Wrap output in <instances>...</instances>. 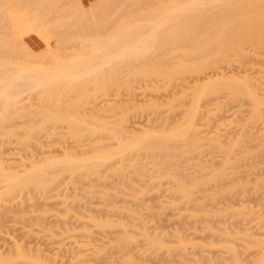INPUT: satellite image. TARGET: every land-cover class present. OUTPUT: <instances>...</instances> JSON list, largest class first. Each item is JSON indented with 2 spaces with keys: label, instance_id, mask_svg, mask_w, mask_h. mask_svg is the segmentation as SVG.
Segmentation results:
<instances>
[{
  "label": "rangeland",
  "instance_id": "obj_1",
  "mask_svg": "<svg viewBox=\"0 0 264 264\" xmlns=\"http://www.w3.org/2000/svg\"><path fill=\"white\" fill-rule=\"evenodd\" d=\"M81 1L86 8L88 0ZM167 1L146 0L141 4L144 9L133 7L134 0H123L114 4L110 14L122 17V22L136 16L139 20H133L142 21V11ZM261 2L264 0L257 3ZM54 12L55 23L52 17L53 21L47 20L55 25L59 22L57 26L61 27L60 22L67 21L69 15L63 13L65 10ZM108 18L114 19L106 24L108 28L105 25V32L114 31L109 24L117 25V17ZM127 22L123 25L129 26ZM65 31L72 35L78 30L69 26ZM49 32L53 46L57 31ZM21 39L32 54H38L36 59L47 62L42 57L45 46L36 33H23ZM12 44L8 41L4 47L12 51ZM72 45H62V59L74 52L76 45ZM186 48L148 51L144 60L120 72L124 76L117 79V87L111 88L108 95L94 92L91 86L86 90L83 87L81 95L64 94L66 100H61L69 102L71 108L80 105L77 114L68 107L69 116L95 123L79 125V134L76 132L74 137L62 124L55 129L45 128L38 141L21 144L17 139L24 133L23 123L37 125L40 120L26 114L13 119V135L0 139V154H7L6 166H13L12 173L46 167L51 159L69 156L83 161L98 151L115 152L121 131L127 135L121 134V140L161 133H173L175 137L166 155H158V151L155 158L142 151L138 155L131 151L116 154L108 162L110 167L106 162L107 167L100 166L97 172L66 173L50 182L44 192L29 189L23 197L16 195L10 204L0 201V264H264V106L257 116L252 114V101L245 95H230L222 87L205 96L202 89L217 80L219 87L220 82L235 80L245 89L248 76L250 83L258 84L263 98L264 45L259 49L247 46L246 55H232L201 74L182 72L165 80L157 76L125 77L150 64L168 71L180 58L188 65L204 60L181 56L180 51ZM89 91L99 96L88 103L85 99ZM199 93L201 97H196ZM22 102L31 110L40 104L25 95ZM188 117L193 122L192 132L185 127ZM156 157L165 159L157 172L152 164ZM47 172L50 177L53 169ZM178 186L188 192L186 197L178 192ZM24 255H33L29 257L32 261Z\"/></svg>",
  "mask_w": 264,
  "mask_h": 264
},
{
  "label": "bare ground",
  "instance_id": "obj_2",
  "mask_svg": "<svg viewBox=\"0 0 264 264\" xmlns=\"http://www.w3.org/2000/svg\"><path fill=\"white\" fill-rule=\"evenodd\" d=\"M181 1L179 2L182 4H179V2L177 3L176 0L167 1L166 4L158 2V5L156 4L155 7L152 6V8H149L146 12L142 11L139 15L142 21H135L139 20L137 19L138 17L132 16L133 19H136L133 20L130 18L128 22H122V17L116 16L115 13L110 14V12L113 10L115 3L121 4L123 0H88V6L86 8H83L81 0H0V48L2 49H0V139L1 137L2 139L11 137V134L13 135V130L10 131V129L13 125V119L25 114L26 116L32 115L38 117L40 123H35L37 125L23 123L24 133L21 137L19 136V140L17 139L18 143L27 144L31 140L38 141L37 139L41 138L40 135L44 134L46 129H49L47 127L55 129L62 124L69 128L68 131L70 130L69 132L74 137V135L78 133L77 128H79V125L85 124L91 126L94 121L92 123H89V121H80L79 119L77 121L75 119L77 116H73L74 118L69 116L70 114H68L67 108H71V104H69V102L66 103L67 101H63L66 100V96L62 98L63 95L70 93H79L77 95H81V92L83 93L84 90L83 87H85L86 90L89 86L94 88V92L97 93L98 91L100 95H108L111 88L116 86L117 79L124 76L120 74V72L129 69L133 63L144 60V55L150 50L158 51V49L166 48L167 50L175 46H187L186 49L180 51L181 56L190 57L194 55V57L204 58V60L200 63L198 62L197 65H188L183 63L184 59L180 58V60L176 62V66L173 65L170 67L173 69L168 71L159 68L155 69L154 66L150 64L143 66L139 73L126 75V79L127 77L135 79L157 76L156 78H164L165 80V78L169 79L170 76L172 77V75H178L179 73L182 74V72L199 73L200 71L201 74L202 70L207 67H215L214 65L218 66V63L226 62L232 55L239 57L243 54L246 55L244 49L247 46L257 49L264 45V2L258 4L261 0H253L254 2L252 1V3L250 0ZM144 2L142 0H134L132 6L136 8L143 7L141 4ZM57 6H61L59 8L60 10L66 11L63 13L68 14L69 17L68 15L67 17L71 19V21L73 20V23L68 18L69 21L65 19L60 22V25H62L61 27H58V21V26L57 24L50 23L53 21L51 19L52 15L53 17L55 16V14H53L54 10L55 12L59 10L56 8ZM131 8H129L130 11L132 10ZM108 15L117 17L116 26L109 24V28L114 29V31L111 32H105L104 30L106 28L105 25L109 23L110 20L114 19H109ZM133 15L135 14L133 13ZM47 19H51L52 21H48ZM53 19V23H55V18ZM47 22L48 24H46ZM126 22L129 26L123 25V23ZM69 26L77 28L78 31L72 35L66 34L68 32L65 31V28L67 29ZM52 30L57 31L56 33L54 32L55 45L53 46L47 36V33L49 31L52 32ZM73 31L76 30L74 29ZM27 32H34L42 39L43 42H41L45 46L42 57L47 62L39 61L41 58L39 60L36 59V54H32L27 46L24 45L21 34ZM25 36L27 35L25 34ZM8 41H12L15 45L12 50L13 54H9L12 53V51L4 47V44ZM69 43L76 45V47L72 45L74 47V52L62 59L63 56L61 57L60 55V49L62 45ZM23 51L24 53H22ZM36 56H38V54ZM12 58H16V61L12 60ZM248 78V76L245 77V81L248 84L245 89L243 88L245 85L241 87L242 85L239 82V84L237 82L236 84L234 82L235 80H230L229 82L224 81L225 83L220 82L219 85H221V87L218 86L220 80H217L218 83H216V81L211 82L213 85L209 84L207 87H202L203 90L205 88L203 95L208 92L210 96V94L221 90L222 87L230 95L237 97L238 95H245L252 101V114L255 113L258 116L257 113H259V108L264 106V96L260 98L262 96L258 93V91H260L258 84L250 83L252 80ZM210 88L211 91L209 90ZM89 93H87L86 99L84 98L88 100V103L89 99L93 102L95 97L97 95L99 96V94L96 95V93L93 92H91L90 95ZM24 95L34 97V99L36 98L40 103L38 105L39 107L37 106L36 109L33 110L29 108L30 106L25 107L26 105L24 106L22 102ZM83 95H86L85 92ZM199 95L200 93L198 96L196 95V97H201L202 94ZM196 97L195 100L198 99ZM78 105L74 104L72 106L71 110L74 109V113L78 111ZM80 109L82 110V108ZM189 117L191 118V113ZM189 117L187 118L189 123L187 120L185 122V127H187L188 131L190 128L193 129V122L191 121V123L189 121ZM41 132L43 133L41 134ZM121 134L125 133L121 131L120 135ZM166 134L167 133H161V135L154 134L155 136H152V134L151 136H148L150 134L146 136L145 134L143 135L145 138L140 137V139L139 137H135V139H133V136H130L132 138L131 140H129L130 138H127L128 140H126V138L121 140L122 137L118 133L117 135L119 137L117 136L118 138H116L118 140V146H116L115 152H113L114 150L111 152L106 150L98 151V154H93L90 156L91 158L89 157L87 160L83 161L69 159V156L68 159L63 157L60 159H51L46 167L37 166V168L35 166V168L31 167V169L24 170L21 173L19 171L16 173L11 172V167L13 166H9L10 168L6 166V162H8L9 159L5 158L7 154L2 152L3 154H0V201L4 202V204H10L17 196L19 197L28 193L29 189L44 192L50 182L66 173L72 176L78 172L80 173V171L84 172L90 170L97 172L100 166H106V162L107 166L110 167L109 160L116 154H118V156L125 155L127 151H131L137 152L136 155H138V153L142 151L143 154L152 156L153 158L158 155H166L175 137L173 133ZM39 143H41V141L37 144ZM42 147L45 148V146ZM156 151H158V155ZM186 151L187 150H185V152ZM161 152L163 154H161ZM162 160L156 157L153 163L152 159L151 162L155 164L154 170L156 172L159 171L165 163V159ZM13 161H15V159H13ZM49 169H53V173L50 174L52 176L50 177L47 172ZM177 190L182 196L186 197L188 194L182 186H178ZM127 241L128 240L125 242ZM127 243L131 244L132 241L131 243ZM19 249L20 248H18V250ZM30 256L31 255H29V257ZM29 257L26 256L25 258L29 260L32 259ZM31 257H33V255Z\"/></svg>",
  "mask_w": 264,
  "mask_h": 264
}]
</instances>
